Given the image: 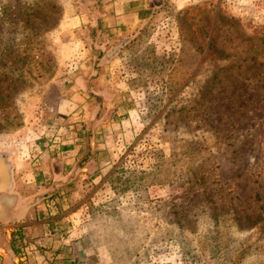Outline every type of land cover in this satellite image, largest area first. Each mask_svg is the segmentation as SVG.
Instances as JSON below:
<instances>
[{
    "label": "rangeland",
    "instance_id": "374dc122",
    "mask_svg": "<svg viewBox=\"0 0 264 264\" xmlns=\"http://www.w3.org/2000/svg\"><path fill=\"white\" fill-rule=\"evenodd\" d=\"M107 1L0 0V150L26 186L79 122L59 108L77 40L108 89L91 128L129 116L122 134L84 135L91 159L74 164L92 170L50 190L43 215L1 222L13 259L264 264V0H149L137 31L104 38L90 20Z\"/></svg>",
    "mask_w": 264,
    "mask_h": 264
},
{
    "label": "crops",
    "instance_id": "0c3cea01",
    "mask_svg": "<svg viewBox=\"0 0 264 264\" xmlns=\"http://www.w3.org/2000/svg\"><path fill=\"white\" fill-rule=\"evenodd\" d=\"M91 13L90 28H92V32L97 30L98 34L106 36L104 38L108 37L107 33L109 36L126 37L137 31L150 18L152 5L149 0H110L104 6L95 9ZM82 19L84 20L85 17ZM82 24L83 22L81 21L77 23L80 27L83 26ZM79 40H77L76 50L74 48L73 53L81 60V70L74 73L71 77L72 87L68 91V97L63 99L59 105L61 112H73V117L78 114V124L72 125L76 133H74L75 131H67L68 135L66 138L69 140L63 141L62 139L61 142L63 143L57 145V156L54 155L51 148L48 149V153L40 151L42 154V164L36 167L35 183H32L30 186H26L28 175L24 174L19 166H15L8 155L0 150V153L6 156L10 174V187L8 186L9 188L6 192L0 193V224H2V221L9 220L13 216L15 217L13 221L20 222L22 219L32 218L36 214L43 215L44 210L47 208L46 199L49 197L47 194L50 190L56 189L57 191H62L66 180L67 182L70 180V174H87L89 170H92L91 167H88V164H91V162L79 167L74 164L82 150H84V153L81 158L84 157L83 160L85 161L91 159L90 153H87L89 152V145L84 135H87L89 138L90 135L93 136L94 132H106L110 127L120 128V134H122V127L126 131V127L129 126V123H127V119H129L128 114L114 112L108 120L110 123H107V118L104 119V130L102 127H99L100 130H96V127L91 128L95 124H98V121L100 122V119L95 116L93 117L92 112H90L96 106V101L93 100L95 97L92 94L104 95L108 89H100L93 86V83H95L92 78L94 72H88L89 66L88 70H84L87 67V63L92 62L91 56L87 55L85 57L88 52L87 46L90 43L85 44V42ZM92 42L93 40L91 41V45ZM118 109H122V107H118ZM61 118L65 117L61 116ZM71 119L74 120L70 117L69 120ZM58 140L60 139L57 138ZM60 158H63L64 161H60ZM79 160L81 159L79 158ZM30 178L32 177L29 176ZM6 225L0 226V264L1 260L3 264H19L18 260L13 259V253L9 250L7 235L3 234V231H6ZM15 226L14 224L12 227ZM1 250H3V254ZM54 253L59 255L61 250H57Z\"/></svg>",
    "mask_w": 264,
    "mask_h": 264
},
{
    "label": "flooded vegetation",
    "instance_id": "af4514ba",
    "mask_svg": "<svg viewBox=\"0 0 264 264\" xmlns=\"http://www.w3.org/2000/svg\"><path fill=\"white\" fill-rule=\"evenodd\" d=\"M0 177H3V178L5 177L6 178V182H8L9 179H10L9 164H8V162L6 160V156L4 154H2V153H0ZM2 185H3V182L0 181V187Z\"/></svg>",
    "mask_w": 264,
    "mask_h": 264
},
{
    "label": "water",
    "instance_id": "95a60500",
    "mask_svg": "<svg viewBox=\"0 0 264 264\" xmlns=\"http://www.w3.org/2000/svg\"><path fill=\"white\" fill-rule=\"evenodd\" d=\"M0 181L3 182V185L0 187V193L1 192H6L8 190V188L10 187H7L8 185H10V179L8 182H6V178L4 177H0ZM5 182V183H4ZM10 200H12V198H10Z\"/></svg>",
    "mask_w": 264,
    "mask_h": 264
}]
</instances>
